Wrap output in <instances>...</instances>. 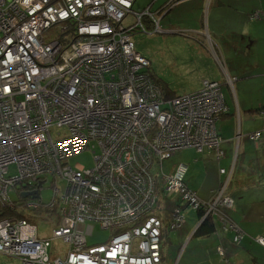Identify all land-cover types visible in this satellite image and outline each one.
Returning a JSON list of instances; mask_svg holds the SVG:
<instances>
[{"label":"built area","instance_id":"1","mask_svg":"<svg viewBox=\"0 0 264 264\" xmlns=\"http://www.w3.org/2000/svg\"><path fill=\"white\" fill-rule=\"evenodd\" d=\"M134 3L0 0V206L13 210L0 216V254L22 264H165L168 231L186 222L184 204L238 231L223 205L226 168L219 188L202 199L185 183V163L170 174L163 165L182 146L220 155L217 121L228 109L222 83L203 79L195 91L162 94L133 41L149 30L143 18L153 32L157 21L150 5L136 12ZM96 149L91 167L67 163ZM46 176L53 193L44 203ZM174 195L180 204L165 217ZM47 208L57 219L39 236L34 217ZM94 222L112 232L107 241L89 243ZM56 240L66 246L62 255L52 249Z\"/></svg>","mask_w":264,"mask_h":264},{"label":"crops","instance_id":"2","mask_svg":"<svg viewBox=\"0 0 264 264\" xmlns=\"http://www.w3.org/2000/svg\"><path fill=\"white\" fill-rule=\"evenodd\" d=\"M166 1L154 0L152 4L149 1L147 5L157 10ZM168 7V15L162 16L161 20L166 28L172 32L197 34L207 28L219 52L218 56H212L216 64L222 74L236 77L232 88L227 85L225 77L219 80L226 104L230 108L217 121V129L226 139L222 145L224 155L216 160L213 152H202L205 161V155H211V159H208L212 160L209 172H204L200 183L197 178H190L189 181L187 176L186 182L200 197L209 198L219 188L224 177L219 169L230 168L236 156L237 168L229 191L234 198L231 217L239 227L236 232L224 229L222 222L211 218L215 230L197 235L196 230L200 225L196 230L194 228L199 218L193 210V223L189 224L191 220L186 219L181 229L169 230L165 245L167 242L169 245L172 239L171 231L182 237L183 248H178L175 264H223L222 260L229 264H264V246L254 239L261 238L264 243V116L258 114L264 106V96L259 100L254 98L255 92L264 88V0H173ZM258 10L263 15L253 20L251 13ZM189 36L187 38L195 37L191 34ZM201 45L205 46L204 43ZM257 45H260L261 54L253 59L252 51ZM238 129L241 137L237 141ZM256 130L262 131L259 142L246 139V133ZM174 202L169 201L162 208L165 217L169 215L170 206ZM182 208L187 211L190 209L185 205ZM235 233L240 238L238 242L234 240ZM218 247L222 249V255Z\"/></svg>","mask_w":264,"mask_h":264},{"label":"rangeland","instance_id":"3","mask_svg":"<svg viewBox=\"0 0 264 264\" xmlns=\"http://www.w3.org/2000/svg\"><path fill=\"white\" fill-rule=\"evenodd\" d=\"M146 1L138 0V2L134 4L132 9L136 12L142 10V5ZM153 1L154 0H150V3L152 4ZM145 4L143 6H146ZM150 8L153 12H150L149 15L154 22L158 20L160 23H162L161 22V20L163 19L162 16L168 15L167 13L169 12V7H167V4H164L162 8H159L157 10L152 9V7ZM149 21L151 20H148V22ZM153 25L154 24L152 22L151 25L146 24L145 26L146 28L150 27L149 30L146 31V33L141 32L133 36L134 45L136 50H138L141 54H143L145 57H147L150 60L152 73L155 76H157V78H159L161 82L166 84V86H168L169 89L175 95L192 92L199 89L201 80H203L204 78H208L209 76L212 78L216 77V79L215 78L213 79L218 81L221 79V77L222 78L225 77V81L227 85L230 86V88L233 87L236 77H233L230 74H225V75L222 74V71L216 64L215 59L212 57V56H218L219 52L216 47L215 41L211 38L212 36L207 32L208 31L207 28H204L205 31H203L200 34L188 33L184 31L183 32L174 31L171 34H163V33L158 34L152 31ZM57 31L58 29H53L49 33L48 38L50 39L54 37ZM190 34L195 37L187 38L189 37ZM201 43H204V45L207 48H205V46L203 47ZM208 54H210V56ZM260 54H261L260 45H257L256 48H253L252 58L253 59L258 58ZM226 72L227 71H225V73ZM202 74L205 75V77H203ZM160 91L162 94H164L161 87H160ZM262 96H264V88L258 89L255 92L254 98L259 100L262 98ZM222 114H224V112ZM258 114L264 116L263 107L261 110H259ZM258 131L259 130H256L248 134L246 139H249L252 142H259L262 135V131H259L260 134ZM56 132L57 130L55 128H51V133L53 136L56 134ZM238 132H240L239 129L237 133ZM251 134L253 135L250 137ZM236 140L238 141L240 139L236 136ZM225 141L226 139H222L217 145L218 153L220 155L217 157L216 155L213 154L216 160H219L224 155V150L222 145ZM237 141H235L236 144L238 143ZM195 149L199 150L197 147H194L193 149L190 148V146H186V147L182 146V148L177 149V151L172 153L169 157L167 156L168 157L167 160L164 161L163 163L164 170L166 172H171L173 167H175L176 163L178 162L185 163L188 168V171L186 173L188 180L190 181V178L196 180L197 178V182L200 183L201 179L204 178V172H206L207 170L209 172L210 170L209 164L212 163V160L208 161V159H211V155L206 154L205 155L206 161H205L204 153L201 154V152L203 151H196ZM207 151L212 152V150L210 149H207ZM98 153H99L98 149H96V153H93L91 150H85L79 154H75L68 157L67 163L71 166L81 165L83 167H91L94 163V157ZM234 158L235 159L232 162L231 167L227 168L229 174H226L225 170L223 171L225 173L224 181L228 182V186L225 191L228 197L227 199H225V201H223L224 202L223 205L228 207L225 208L226 211L227 210L230 211L231 209L234 208V198L229 191L230 184L233 183L234 172L236 171L237 168V158L236 156ZM171 164H173V167H170ZM220 169L219 172L221 173L223 169H221V171ZM14 171H15L14 165H11L10 173H14ZM59 181L60 182L57 183V186H59V188L62 189L64 186V182L61 179H59ZM51 182H52V176H47L46 181L42 184L41 195L43 198L42 201L44 203L48 202L52 197L53 189ZM213 192L211 196L213 195ZM9 197L14 201L17 200V195L13 190L9 192ZM202 199H209V198H202ZM193 210L194 209L192 208L188 209V211L186 209L183 210L186 212V219H188V221L191 220L189 224L190 223L192 224L194 220L195 215ZM12 211L13 210H10L8 208L4 209L0 206V216H8L12 213ZM23 212L27 214V212L23 211L22 208H20L18 214H21ZM38 215L40 214H35L36 217H34V221L37 224L38 235L39 236L47 235L51 231L54 222L57 219V215L55 214L51 218H46ZM201 217L199 218V221L200 219H202ZM226 219H227L226 217L223 218V220ZM230 219L232 222L236 223L232 219V217ZM92 225H93L92 233L88 236V241L90 243L103 242L111 236L112 232L109 229L101 228V226L96 222L92 223ZM171 232H172L171 233L172 239L169 240V245L168 242L165 245V264H175L177 250L179 247L180 249L183 248L182 237L175 231H171ZM258 241L262 242V239L258 238ZM52 249L54 253L56 254L58 253L62 255L66 251V246L62 243V241L56 240L55 242H53ZM0 264H22V262L18 257H10L0 254Z\"/></svg>","mask_w":264,"mask_h":264},{"label":"trees","instance_id":"4","mask_svg":"<svg viewBox=\"0 0 264 264\" xmlns=\"http://www.w3.org/2000/svg\"><path fill=\"white\" fill-rule=\"evenodd\" d=\"M150 1V0H149ZM148 1V2H149ZM138 2V0H135V3H137ZM148 2H145V3H148ZM173 2V0H168V1H166L164 4H167V7L171 4ZM134 3V4H135ZM144 3V4H145ZM143 4V5H144ZM164 4H163V6H164ZM142 5V7H144ZM145 5H147V4H145ZM162 6V7H163ZM255 12V11H254ZM254 12H252L251 14H253ZM256 12H260V15H259V17H257V18H255V17H252V19L253 20H257V19H260L261 17H262V15H263V13L260 11V10H258V11H256ZM250 14V15H251ZM251 18V17H250ZM144 19V21H145V24H147V25H151V21H149L148 22V19H146V18H143ZM150 28V27H149ZM150 72H152V70H151V67H150ZM153 74V73H152ZM153 77H154V80L156 81V82H158V84H159V86L161 87V89L163 90V92H164V95L166 96V97H171L174 93L169 89V87L168 86H166V84H164L163 82H161L160 81V79L159 78H157V76H155L154 74H153ZM175 95V94H174ZM173 95V96H174ZM263 108H264V106H262ZM229 107H228V109H226L225 111H224V113L226 112H229ZM218 131V130H217ZM218 133H219V131H218ZM220 134V133H219ZM221 135V134H220ZM222 136V135H221ZM222 138H223V136H222ZM205 151H207V149L205 148V149H203V152H205ZM213 152V151H212ZM202 153V152H201ZM170 167H173V166H170ZM188 169V168H187ZM249 169L250 168H248V171H249ZM165 173H167V174H170L171 172H166L165 171ZM187 173V172H186ZM249 173H251V172H249ZM254 176H255V174H254ZM253 176V177H254ZM256 177V176H255ZM254 177V178H255ZM46 178H47V176H46ZM52 180H53V177H52ZM251 180H253V179H251ZM254 181H257L258 182V180H256V179H254ZM222 182V181H221ZM185 183H186V185L188 186V184H187V182H186V176H185ZM189 187V186H188ZM190 188V187H189ZM42 190V189H41ZM40 194H41V191H40ZM176 196V197H175ZM41 198H42V195H41ZM174 200L176 201V203L177 204H180V200H179V198H178V196L177 195H174ZM51 199V198H50ZM42 200H43V198H42ZM170 201H172V200H170ZM185 205V204H184ZM183 206V205H182ZM220 208V207H219ZM202 208L200 209H197L196 210V213H197V218H200L202 215H204V213H202ZM219 210H221V208L219 209ZM39 212H42L43 214H40L39 216H42V217H46V218H50L51 216H52V212H56L57 210H56V208H53V209H49V208H47V209H39L38 210ZM202 213V214H201ZM217 215H218V212L216 213ZM226 215L229 217V218H231V211H229V210H227L226 211ZM211 218L212 219H214V218H217L216 217V215L215 214H213V213H209V214H207L206 216H204V218H202V221L200 222V226H199V228L196 230V234L197 235H202V234H206V233H211L213 230H215V226L213 225V223H212V220H211ZM218 219V218H217ZM214 222V221H213ZM237 227H239L238 225H237ZM229 230H232V231H234L233 229H229ZM234 232H236V231H234ZM234 236L236 237L237 236V238L238 239H240L239 238V236H238V233H237V235H236V233L234 234ZM233 236V237H234ZM255 239V241L258 243V244H260V245H263L264 246V243H262V242H259L258 241V237H257V239L256 238H254ZM235 242H238V240L237 241H235ZM90 243V242H89ZM98 243V242H97ZM225 261L226 260H222V262L223 263H225Z\"/></svg>","mask_w":264,"mask_h":264},{"label":"bare ground","instance_id":"5","mask_svg":"<svg viewBox=\"0 0 264 264\" xmlns=\"http://www.w3.org/2000/svg\"><path fill=\"white\" fill-rule=\"evenodd\" d=\"M156 22V21H155ZM154 22V23H155ZM157 28H156V30H155V32L154 33H158V34H171L172 33V31L169 29V28H166V24H164V23H160L158 20H157ZM190 37V36H189ZM200 39V38H199ZM204 79H209V78H204ZM213 80V79H212ZM217 81V80H216ZM219 117H220V113H219ZM253 132V131H252ZM252 132H248V133H246V138H247V135L248 134H250V133H252ZM1 136H3V135H1L0 134V137ZM237 137L240 139V137H241V134L240 133H237ZM213 154H214V151H213ZM235 159V158H234ZM33 223V222H32ZM105 241H107V240H105ZM105 241H103V242H105ZM102 242V243H103Z\"/></svg>","mask_w":264,"mask_h":264},{"label":"water","instance_id":"6","mask_svg":"<svg viewBox=\"0 0 264 264\" xmlns=\"http://www.w3.org/2000/svg\"><path fill=\"white\" fill-rule=\"evenodd\" d=\"M33 193H34L33 191H31V192H24V193H22L21 195H22V196H26L27 194H33ZM201 218H204V215H203ZM201 220H202V219H200V221L198 222V224H197L196 227L194 228L195 230L198 228V226H199Z\"/></svg>","mask_w":264,"mask_h":264},{"label":"flooded vegetation","instance_id":"7","mask_svg":"<svg viewBox=\"0 0 264 264\" xmlns=\"http://www.w3.org/2000/svg\"><path fill=\"white\" fill-rule=\"evenodd\" d=\"M27 195H28V194H27ZM27 195H26V196H27ZM31 195H32V194H31ZM37 213H41V212L37 211Z\"/></svg>","mask_w":264,"mask_h":264},{"label":"clouds","instance_id":"8","mask_svg":"<svg viewBox=\"0 0 264 264\" xmlns=\"http://www.w3.org/2000/svg\"><path fill=\"white\" fill-rule=\"evenodd\" d=\"M249 140V139H248Z\"/></svg>","mask_w":264,"mask_h":264}]
</instances>
